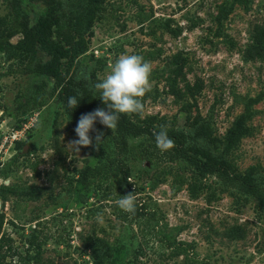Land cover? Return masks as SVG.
Wrapping results in <instances>:
<instances>
[{
    "label": "rangeland",
    "instance_id": "374dc122",
    "mask_svg": "<svg viewBox=\"0 0 264 264\" xmlns=\"http://www.w3.org/2000/svg\"><path fill=\"white\" fill-rule=\"evenodd\" d=\"M23 1L27 10L43 11ZM223 1L106 0L107 10L93 23L89 42V52L98 49L97 57L106 61L101 64L85 53L74 60L70 73L93 86L121 54L141 55L152 63L156 75L142 116H164L185 127L186 113L169 93L165 79L175 61L184 59L186 80L201 84L195 99H189L194 101L191 115L211 114L213 133L222 139L246 99L264 92V59L245 56L255 29L264 27V0L235 3L219 22L218 6ZM7 9V0H0V16ZM10 63L0 52V186L11 189L4 199L0 193V213L2 231L18 252L12 264H93L86 242L100 241L104 249L105 244L109 247L104 264H264V209L256 206V200L249 198L240 205L228 191H217L211 202L205 193L190 197L186 185L173 182L179 162L143 169L150 163L140 154L141 138L130 139L128 181L159 217L157 226L153 221L147 226L145 221L118 219L114 201L103 188L70 195L77 170L95 159L85 147L77 153L67 146L78 137L50 93L53 81L25 74ZM162 70L163 77L158 74ZM254 110L251 133L231 157L241 171L259 165L264 173V97ZM23 126L26 131L18 140L25 144L15 149L14 141L5 138ZM209 182L220 188L216 178L209 177ZM117 191L115 187L111 196ZM97 213H103L104 224L95 221ZM155 231L189 247L187 254H173ZM31 234L45 239L40 249L28 248ZM26 255L34 257L18 260Z\"/></svg>",
    "mask_w": 264,
    "mask_h": 264
},
{
    "label": "trees",
    "instance_id": "16d2710c",
    "mask_svg": "<svg viewBox=\"0 0 264 264\" xmlns=\"http://www.w3.org/2000/svg\"><path fill=\"white\" fill-rule=\"evenodd\" d=\"M25 1L29 5L41 6L43 11L27 10L23 0H7V12L0 16V52L5 60H11L10 64L14 62L21 67L23 73L46 76L53 81L50 93L56 96L69 125L75 129L82 114L97 108H106L93 86L82 82L78 75L70 73L74 60L85 53L101 64L106 61L105 57H96L93 52H89L90 38L94 34L92 26L106 12V0ZM235 3L246 5L248 0L223 1L218 6L219 22L228 17ZM163 27L169 29L168 25ZM245 56L264 59V27L255 29L253 42L247 48ZM184 66V59H177L175 65L167 70L165 79L169 93L176 102L181 103L180 108L186 113L185 127H178L169 123L164 116L158 115H121L113 130L97 120L95 130L90 132L93 144L85 147L88 154L94 157L95 163L86 162L77 170L70 195L77 196L81 189L89 192L103 188L107 192L106 196L115 202L120 196L135 192V214L125 213L114 203L117 218L129 223L145 221L147 226L153 221L154 226H157L159 217L144 201L141 202L137 191L128 181L131 177L127 163L128 154L132 150L130 139L141 138L140 154L150 163V166H144L143 169L148 171L156 168L160 162H179V168L173 173V182L186 185L190 197L205 193V200L211 202L217 199V191H228L237 204L242 205L249 198H254L256 206L264 209V173L260 166L250 165L241 171L231 157L240 141L250 135L252 128L249 121L255 114L254 106L263 99L264 92L260 91L246 99L242 111L233 119L223 138L219 139L213 133L211 114L207 118L198 111L194 116L191 115L194 101L189 102V99H195L201 84L191 85L186 80ZM153 72L155 71H152L151 79L155 75ZM164 73L165 70H162L158 74L163 77ZM180 82L183 86H179ZM44 84L43 82L38 85V90ZM152 91L142 98L143 104L152 97ZM70 96H76L78 100L83 96L75 109L67 106ZM161 125L167 126L168 135L174 140V147L167 151L157 148L153 135ZM97 132L103 133V141L98 148L95 141ZM24 144L25 141H14L15 149L22 148ZM165 172L172 173L171 169ZM209 177L217 179L219 189L209 182ZM115 187L118 191L111 196ZM10 191L8 187L0 186L3 199ZM3 219L4 215L0 213V264H12L11 259L18 252L13 247L12 238L2 231ZM155 234L158 238L161 234V240L166 243V247L171 248L173 254H187L189 247L178 243L174 237L160 231H155ZM234 236L239 235H232ZM44 242L45 239H39L35 234H31L27 240L28 248L34 250L40 249ZM101 244L102 241L97 245L96 242H86L91 248L93 264H104L108 254L106 249L109 247L104 243L107 247L104 249ZM33 257L34 255L19 256L18 260L29 261Z\"/></svg>",
    "mask_w": 264,
    "mask_h": 264
},
{
    "label": "clouds",
    "instance_id": "9594fccd",
    "mask_svg": "<svg viewBox=\"0 0 264 264\" xmlns=\"http://www.w3.org/2000/svg\"><path fill=\"white\" fill-rule=\"evenodd\" d=\"M153 66L150 61L138 54H121L111 65L108 74L93 85L99 92V99L106 108H97L90 113L82 114L74 129L77 139L69 141L67 146L79 153L81 147L93 144L90 132L94 131L97 120L108 129H115L121 115L138 114L145 111L142 98L151 90V74ZM81 96L80 99H82ZM79 99V100H80ZM79 100L76 96H70L67 106L75 109ZM156 146L161 151H167L174 147V140L168 135L167 126H159L154 131ZM103 133L97 132L95 136L96 146L103 141ZM137 196L128 193L115 200V205L125 213L134 215L136 212ZM98 224H104L103 213H97L94 218Z\"/></svg>",
    "mask_w": 264,
    "mask_h": 264
},
{
    "label": "built area",
    "instance_id": "2783aa9c",
    "mask_svg": "<svg viewBox=\"0 0 264 264\" xmlns=\"http://www.w3.org/2000/svg\"><path fill=\"white\" fill-rule=\"evenodd\" d=\"M91 51L97 57L98 49H96V48L93 50L91 49ZM25 131H26L25 126L20 127L16 131L12 132V134L8 135V137H6L5 140H9L12 143L13 141L20 139L23 136V134L25 133Z\"/></svg>",
    "mask_w": 264,
    "mask_h": 264
}]
</instances>
